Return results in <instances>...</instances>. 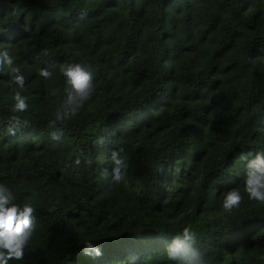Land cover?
I'll list each match as a JSON object with an SVG mask.
<instances>
[{
	"label": "trees",
	"instance_id": "trees-1",
	"mask_svg": "<svg viewBox=\"0 0 264 264\" xmlns=\"http://www.w3.org/2000/svg\"><path fill=\"white\" fill-rule=\"evenodd\" d=\"M0 43L25 78L0 71V183L37 209L10 264H176L166 250L186 226L207 264H264V203L243 183L264 152V0H0ZM70 63L95 92L53 141ZM13 115L30 125L14 136ZM118 148L129 166L112 184ZM232 188L244 199L225 212Z\"/></svg>",
	"mask_w": 264,
	"mask_h": 264
},
{
	"label": "clouds",
	"instance_id": "clouds-1",
	"mask_svg": "<svg viewBox=\"0 0 264 264\" xmlns=\"http://www.w3.org/2000/svg\"><path fill=\"white\" fill-rule=\"evenodd\" d=\"M45 54L46 51H45ZM14 59L9 55L7 48L0 43V71L5 66L11 68L15 76V83L23 88L25 78L20 73L19 67H12ZM61 73L66 78L67 84L70 86L65 89V97L63 104L56 111V119L51 122L50 127L53 131L50 138L53 141H60L64 135L63 128L57 127L56 122L61 124L71 116L78 114V111L92 98L95 92V84L93 73L81 63H70L61 66ZM39 75L44 79H50L52 72L48 68L39 71ZM14 113L26 112L29 105L27 97L23 96L19 91L14 95ZM29 122L22 119L19 115H13L9 118L7 133L16 135L22 132ZM123 148L113 151L111 155L112 171L111 183L119 184L125 179L128 163L122 155ZM82 153L75 158V164H82ZM88 165L92 161H86ZM246 175L244 179V192L250 200L264 203V152H258L255 158L248 160L246 166ZM107 178V170L103 173ZM16 197L12 189L0 183V264H10L11 261H22L25 257V250L28 248L36 229V213L37 209L31 202L23 205L15 203ZM243 195L239 188H232L223 195L222 207L225 212H231L235 208H239L243 202ZM198 245L197 233L191 226H186L182 231L176 234L172 243L168 246L166 253L171 261L176 264H207ZM85 254H102L101 249L93 245L90 241L86 242Z\"/></svg>",
	"mask_w": 264,
	"mask_h": 264
}]
</instances>
